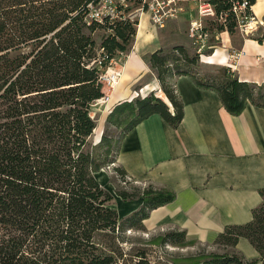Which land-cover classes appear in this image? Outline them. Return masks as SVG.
I'll list each match as a JSON object with an SVG mask.
<instances>
[{"label": "trees", "instance_id": "trees-1", "mask_svg": "<svg viewBox=\"0 0 264 264\" xmlns=\"http://www.w3.org/2000/svg\"><path fill=\"white\" fill-rule=\"evenodd\" d=\"M130 1L117 2L114 15L106 13L99 21L91 16L98 0H0V264H129L120 230L144 228L152 209L175 198L171 189L151 185L118 190L124 201L142 198L138 210L120 218L114 196L96 177L113 160L105 135L89 142L96 127L91 109L104 96V67L127 50L135 34L138 19L128 14L141 0L134 8ZM255 1L248 0L252 6ZM209 2L217 33L235 34L231 1ZM100 30L105 34L98 40ZM254 39L264 42V31ZM199 54L175 43L149 56L172 111L151 91L116 104L107 121L120 125L130 117L123 135L152 114L177 127L183 104L173 82L180 75L216 91L230 114L241 113L248 103L264 107V83L240 81L228 66L202 75L196 68ZM115 170L125 177L123 168ZM259 194L250 221L218 234L213 244L224 246V252L183 264H264V188ZM239 238L247 239L259 257L245 258L236 249ZM192 241L184 230H169L149 243L186 246ZM134 256L131 264H152L146 249Z\"/></svg>", "mask_w": 264, "mask_h": 264}, {"label": "crops", "instance_id": "crops-1", "mask_svg": "<svg viewBox=\"0 0 264 264\" xmlns=\"http://www.w3.org/2000/svg\"><path fill=\"white\" fill-rule=\"evenodd\" d=\"M251 13L264 20V0H256ZM181 25L182 20L171 19L157 35L135 40L114 88L116 104L159 89L153 72L137 86L138 91L133 89L145 77L152 52L175 43L193 49V38ZM141 27L140 18L137 32ZM262 31L264 24L240 37L222 31L217 35L219 41L211 45V53L201 54L200 59L206 63L201 57L204 55L206 64L228 66L240 81L260 85L264 83V42L254 38ZM174 86L183 104L179 125L171 126L159 114L150 115L123 135L115 165L141 188L151 185L175 193L171 202L149 212L142 221L146 230H184L187 239L213 244L226 226L250 221L252 209L261 202L264 107L248 103L241 113L233 115L226 111L216 91L197 86L189 75L176 76ZM166 103L172 111L168 100ZM115 197L117 206L113 207L120 218L142 205L141 197L126 201L117 194ZM236 249L247 259L259 257L245 238H239Z\"/></svg>", "mask_w": 264, "mask_h": 264}, {"label": "rangeland", "instance_id": "rangeland-1", "mask_svg": "<svg viewBox=\"0 0 264 264\" xmlns=\"http://www.w3.org/2000/svg\"><path fill=\"white\" fill-rule=\"evenodd\" d=\"M136 0L132 2L130 1V8H134L135 6H138L136 4ZM180 4L184 7V11L179 15L178 19L182 20L181 27L185 29V31L189 30L190 27V19L191 18H197V6L194 0H181ZM135 10V9H134ZM134 17L138 20L141 18L142 21V27L139 32H137V27L134 36L131 39V42L129 46L127 47V50L124 52H117L116 56L112 59L110 64L106 67H104L103 71V91L104 96L94 102L92 104L91 109V115L94 118L96 122V132L92 133L89 142L94 144V142L98 139V137L101 135H105L106 138L110 141L111 144V155L110 158L113 160V162L109 163V165L103 167L97 174L96 177L99 180L100 184L109 191L114 196V205L117 206L116 201V192L121 189H126L130 192L133 191V188H141L139 185L135 184L132 180L122 177L118 172L115 170L117 165H115V156L117 153V149L121 140V137L125 130V123L130 121V117L126 118V120L122 121V124L117 125L116 123L107 121V112L113 108L116 103L112 99L114 94V88H117L116 82H119V78H121V66L124 64V60L126 57V54L131 51L133 46H135V40L140 38L141 36H154L159 33V27L155 26L149 19V14L145 12V10L140 14L139 12L134 13ZM214 16H209L203 18L204 27L206 26L208 30V37L207 39L201 43H195L191 44L193 46V49H191L192 52H199L200 54L208 55V51H212L210 48L213 43H217L219 40L217 39V33L214 23H215ZM145 23V24H144ZM254 26V25H253ZM254 28V27H253ZM254 30V29H253ZM253 30L251 32H253ZM256 30V29H255ZM254 30V31H255ZM249 32V33H251ZM105 34L103 30H100L97 32V37L99 40L100 35ZM238 37L241 36V33L237 30L235 34ZM209 45V46H207ZM197 49V50H196ZM199 54V63L196 67L200 74H215L217 72V66L215 65H208L206 63L207 60L204 55H202V60L206 63H203L200 59ZM149 58V57H148ZM148 63V62H147ZM220 67V66H219ZM145 77L140 80L139 82L135 83L133 89L138 91L137 86L141 84L143 81L149 79V77L152 76V72L155 74V72L150 68V65L148 64V69ZM156 76V75H155ZM158 81V80H157ZM174 83V82H173ZM159 84V81H158ZM155 96H158L157 94H163L160 88L157 90H151ZM151 91L147 92L145 95H137L136 97H143L148 95ZM112 99V100H111ZM103 100V101H102ZM112 101V102H111ZM125 112L120 114V118H124ZM106 115V117H105ZM100 176V177H99ZM148 186V185H147ZM144 186V187H147ZM167 231H149L145 228H136L129 227L128 225H125L122 230L118 233V239L121 241V249L124 250L128 254V261L129 264L135 260L133 257L134 254H136L137 250L139 249H146L147 255L149 260L152 262V264H183L186 262H194L196 261L197 257H199L201 254H206L208 252H224L225 248L222 245H216V244H204L200 241L194 240L191 243H189L186 246H178V245H172V244H165V245H158V244H150V240L157 237L160 234H163ZM97 238H100L98 235ZM101 240V238H100ZM190 260H185V258H188Z\"/></svg>", "mask_w": 264, "mask_h": 264}, {"label": "built area", "instance_id": "built-area-1", "mask_svg": "<svg viewBox=\"0 0 264 264\" xmlns=\"http://www.w3.org/2000/svg\"><path fill=\"white\" fill-rule=\"evenodd\" d=\"M181 0H141L140 5L131 11L128 16L131 19L134 13L145 10L149 14L150 21L159 28H163L168 20L176 19L184 11V7L180 4ZM197 6L198 17L190 21L189 33L193 38L192 44L201 43L207 39L208 31L204 29L203 18L213 16V6L209 0H194ZM231 11L236 21V28L242 34H248L259 25L264 24V20H258L251 13L252 5L248 0H230ZM120 2L126 6L125 0H98L95 6H91V16L97 20H101L106 13L114 15L115 4ZM222 18V17H220ZM254 25V26H253ZM254 27V28H253ZM253 30V31H254ZM201 55V54H200Z\"/></svg>", "mask_w": 264, "mask_h": 264}, {"label": "bare ground", "instance_id": "bare-ground-1", "mask_svg": "<svg viewBox=\"0 0 264 264\" xmlns=\"http://www.w3.org/2000/svg\"><path fill=\"white\" fill-rule=\"evenodd\" d=\"M259 2H260V1H259ZM255 12H256V11H255ZM158 96H159L162 100H164V101L167 102V99H166V97H165L164 95L159 94ZM102 101H103V100H102ZM96 130H97V128L95 127L93 133L96 132ZM99 177H100V176H99Z\"/></svg>", "mask_w": 264, "mask_h": 264}, {"label": "water", "instance_id": "water-1", "mask_svg": "<svg viewBox=\"0 0 264 264\" xmlns=\"http://www.w3.org/2000/svg\"><path fill=\"white\" fill-rule=\"evenodd\" d=\"M126 101H130V100H126ZM112 109H113V108H111V109L107 112V115L112 111ZM105 117H106V115H105ZM100 140H101V135H100V136L98 137V139L94 142V144L100 142Z\"/></svg>", "mask_w": 264, "mask_h": 264}]
</instances>
